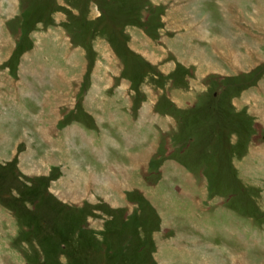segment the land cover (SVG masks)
I'll return each instance as SVG.
<instances>
[{
	"label": "rangeland",
	"instance_id": "obj_1",
	"mask_svg": "<svg viewBox=\"0 0 264 264\" xmlns=\"http://www.w3.org/2000/svg\"><path fill=\"white\" fill-rule=\"evenodd\" d=\"M1 262L264 264V0H0Z\"/></svg>",
	"mask_w": 264,
	"mask_h": 264
},
{
	"label": "crops",
	"instance_id": "obj_2",
	"mask_svg": "<svg viewBox=\"0 0 264 264\" xmlns=\"http://www.w3.org/2000/svg\"><path fill=\"white\" fill-rule=\"evenodd\" d=\"M180 15H182V14H180ZM207 22H209L208 19H207ZM178 23H180V24H186L185 21L178 22ZM207 26H208V25H207ZM205 27H206V26H205ZM205 32H206V31H205ZM187 34H188V32H187ZM203 41H205V40H203ZM199 42H200V40H199ZM217 48H218V47H217ZM229 48H230V47H229ZM220 50H221V49H220ZM221 52L223 53V52H225V50H224V51L221 50ZM232 52H233V50H230V49L227 48V52H225V53L232 54ZM225 53H224V54H225ZM224 54H223V55H224ZM198 55L201 57V55H203V54H202V51H200V53H198ZM221 55H222V54H221ZM233 55H234V57H237V58L239 57V55L235 56L234 53L232 54V56H233ZM242 55H243V54H242ZM203 56H204V55H203ZM203 60H204V61H207V59H203ZM207 64H208V63H207ZM211 64H212V62L210 61V65H211ZM207 66H208V65H207ZM142 121H143V120H142ZM140 122H141V121H140ZM143 122H144V121H143ZM71 128H72V127H71ZM71 128H70V129H71ZM70 129H69V130H70ZM69 130H68V132H69ZM82 130H83V129H82ZM79 132H80V131H79ZM24 135H25V134H24ZM42 135L45 136L44 133H42ZM21 138H22V137H21ZM6 140H7V138L5 139L4 144H5ZM15 142H16V141H15ZM24 160H25V159H24ZM46 160H47V161H51V158L48 157V158L45 159V161H46ZM43 164H46V162H44ZM29 165H31V164H29ZM93 165H94V164H93ZM89 167H91V166L89 165L87 170H88V172H91V173H92V171H90ZM30 168H33V166L31 165ZM91 168H93V167H91ZM93 169H95V168H93ZM95 171H97V170H94V172H95ZM95 174H96V175H94V177L96 178V177L98 176L99 173H95ZM79 189H80V188H79ZM2 263H3V262H1V264H2Z\"/></svg>",
	"mask_w": 264,
	"mask_h": 264
},
{
	"label": "bare ground",
	"instance_id": "obj_3",
	"mask_svg": "<svg viewBox=\"0 0 264 264\" xmlns=\"http://www.w3.org/2000/svg\"><path fill=\"white\" fill-rule=\"evenodd\" d=\"M240 258V257H239ZM239 258H237V259H239ZM240 263H241V259H240Z\"/></svg>",
	"mask_w": 264,
	"mask_h": 264
}]
</instances>
